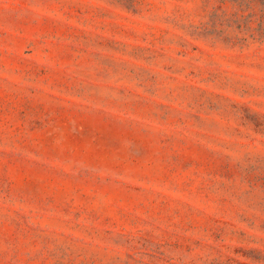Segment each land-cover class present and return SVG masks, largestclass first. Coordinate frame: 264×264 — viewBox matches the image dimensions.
Instances as JSON below:
<instances>
[{
    "label": "rangeland",
    "instance_id": "rangeland-1",
    "mask_svg": "<svg viewBox=\"0 0 264 264\" xmlns=\"http://www.w3.org/2000/svg\"><path fill=\"white\" fill-rule=\"evenodd\" d=\"M0 264H264V0H0Z\"/></svg>",
    "mask_w": 264,
    "mask_h": 264
}]
</instances>
